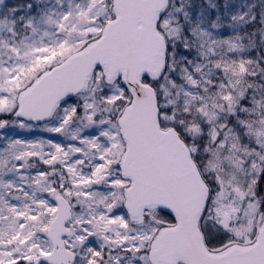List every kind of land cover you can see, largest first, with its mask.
<instances>
[{"label":"snow or ice","instance_id":"obj_1","mask_svg":"<svg viewBox=\"0 0 264 264\" xmlns=\"http://www.w3.org/2000/svg\"><path fill=\"white\" fill-rule=\"evenodd\" d=\"M0 264H264V0H0Z\"/></svg>","mask_w":264,"mask_h":264}]
</instances>
